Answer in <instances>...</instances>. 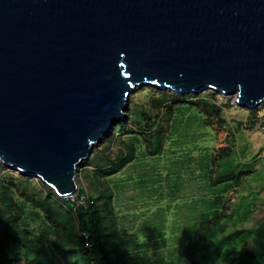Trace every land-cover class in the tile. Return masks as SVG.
I'll return each mask as SVG.
<instances>
[{
    "label": "water",
    "instance_id": "95a60500",
    "mask_svg": "<svg viewBox=\"0 0 264 264\" xmlns=\"http://www.w3.org/2000/svg\"><path fill=\"white\" fill-rule=\"evenodd\" d=\"M154 86L264 106V0H0V163L62 198Z\"/></svg>",
    "mask_w": 264,
    "mask_h": 264
},
{
    "label": "trees",
    "instance_id": "16d2710c",
    "mask_svg": "<svg viewBox=\"0 0 264 264\" xmlns=\"http://www.w3.org/2000/svg\"><path fill=\"white\" fill-rule=\"evenodd\" d=\"M186 96L154 91L151 86L132 95L128 120L119 123L78 169L80 192L75 201L0 163V264H143L134 251L143 253L153 238H164L166 221L162 218L155 224L158 235L139 243L138 236H130L122 227L117 194L109 182L141 156L164 155L183 131L194 134L200 128L211 134L215 116L228 126L234 121L225 118V107L216 102L206 101L204 108L171 102ZM232 136L233 148L217 153L211 145L200 152V177L211 194L192 205L193 214L201 212L173 264H264V210L254 219L264 205L263 174L254 171L261 153L248 158L247 145L238 149L239 141L246 140L245 132ZM190 151L192 147L187 148ZM179 189L174 184L172 195ZM245 189L248 193L231 203V192ZM33 219L42 221L39 228L33 226Z\"/></svg>",
    "mask_w": 264,
    "mask_h": 264
},
{
    "label": "rangeland",
    "instance_id": "374dc122",
    "mask_svg": "<svg viewBox=\"0 0 264 264\" xmlns=\"http://www.w3.org/2000/svg\"><path fill=\"white\" fill-rule=\"evenodd\" d=\"M151 87L154 91L162 90L154 86ZM143 88H138L132 95ZM162 91L179 97L187 95L179 98L180 101H171L175 103H192L204 108V102H216L225 107V118L229 121L234 119V121L232 120L228 126L215 116L214 132L211 134H209V130L201 132L200 128H196L194 134L191 132L185 135L183 131L176 137L173 145H168L164 155L159 157L141 156L137 162L109 182L113 184L117 194L115 203L121 216L122 227L130 236H138L139 243L158 235L155 232L157 223L162 218L166 221L164 227L166 236L164 238H153L151 246L146 247L147 249L143 253L140 250L134 251V255L139 258L136 257L138 262H143V264H173L174 258L180 257L190 239L191 227L196 221L197 214L201 212V209H198V213L193 214L192 205L199 202L204 196L208 197L211 194L203 178L200 177L197 163L204 146L214 145L217 153L226 148L231 149L234 146L232 134L243 130L246 140L239 141L238 149L247 145L248 158L261 153L254 171L261 172L262 178H264V106L253 109L243 107L236 102V94L224 95L214 90H206L198 94H181L169 89ZM125 112L127 113L128 110ZM201 133L206 134L207 137H203ZM188 147L193 148V151H190V153L194 152L192 159L188 157L190 154L187 153ZM7 168L16 171L10 167ZM174 184L180 185L177 195H172L171 190ZM244 193L247 194L248 190L245 189L239 193L231 192V203L240 201ZM261 198L264 199V188L261 191ZM200 207L202 206L200 205ZM30 210L31 208H28V211ZM263 210L264 205H260L254 215L255 220L263 215ZM161 214H163L162 217ZM32 222L35 228H39L42 224L40 220L33 219ZM250 223L253 225L254 221ZM148 257L150 258L147 259ZM179 264L186 263L182 261Z\"/></svg>",
    "mask_w": 264,
    "mask_h": 264
},
{
    "label": "bare ground",
    "instance_id": "6f19581e",
    "mask_svg": "<svg viewBox=\"0 0 264 264\" xmlns=\"http://www.w3.org/2000/svg\"><path fill=\"white\" fill-rule=\"evenodd\" d=\"M237 97H238V93H236Z\"/></svg>",
    "mask_w": 264,
    "mask_h": 264
}]
</instances>
